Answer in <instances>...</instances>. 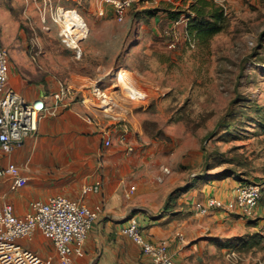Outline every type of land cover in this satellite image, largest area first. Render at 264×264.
Listing matches in <instances>:
<instances>
[{
  "label": "rangeland",
  "instance_id": "rangeland-1",
  "mask_svg": "<svg viewBox=\"0 0 264 264\" xmlns=\"http://www.w3.org/2000/svg\"><path fill=\"white\" fill-rule=\"evenodd\" d=\"M15 1L23 9V45L31 57L44 58L50 73L61 76L60 71H65L63 84L75 89L72 80L93 75V62L78 59L62 42V24L55 21V11L76 10L89 27L88 21L102 11L98 5L107 2ZM215 3L224 11L225 27L208 42L189 37L184 25L175 27L167 18L170 5L188 9L182 0H140L128 12L130 26L125 41L117 45L122 49L117 66L108 73L103 70L93 83H103L119 105L110 115L113 118L97 110L102 120L114 122L102 130L101 139L109 131L114 138L111 152L118 145L121 159L142 161L140 170L148 168L156 182L173 179L172 191L196 179L258 183L262 187L258 207L264 211V0ZM105 49L110 56L116 42L106 39ZM123 70L128 72V85L140 96L138 102L114 93V75ZM121 135L134 153L121 147ZM105 157L102 151L101 158ZM202 185L203 181H197L194 187ZM250 233L246 240L236 241L237 259L225 256L223 264H264V222ZM19 243L35 250L28 240Z\"/></svg>",
  "mask_w": 264,
  "mask_h": 264
},
{
  "label": "crops",
  "instance_id": "crops-1",
  "mask_svg": "<svg viewBox=\"0 0 264 264\" xmlns=\"http://www.w3.org/2000/svg\"><path fill=\"white\" fill-rule=\"evenodd\" d=\"M15 2L0 0V37L9 51L8 86L28 101L45 99L50 102L63 85L66 72L60 71L61 76L56 71L50 73L44 58L40 60L38 55L35 61L29 55L31 52L23 45V9ZM98 7L103 12L99 8L97 17L88 21L89 35L81 42L83 57L85 61L93 62L94 73L92 76L80 75L79 80L76 77L71 81L77 90L89 97L91 87L102 76V71L108 73L117 66L122 52L117 45L125 41L130 26L127 15L123 22L117 21L112 5L106 3ZM106 39L116 42V49L110 56L105 49ZM75 104L59 117L42 119L38 135L26 139L12 153H4L0 147V169L14 164L22 177L29 179L26 186L15 190L12 179H0V210L9 204L18 217L30 213L31 205L36 201L45 202L55 196L78 200L83 197L81 192L86 186L97 181L102 183L101 193L85 197L89 207L100 205L102 212L89 232L84 258L75 257L74 264H152L141 247L120 232L132 217L138 219L147 241L168 242L169 255L176 264H223L226 253L235 250L236 241L246 240L252 236L250 232L257 224H263L261 207L254 218L223 210H214L207 215L193 211L195 203H205L210 197L224 202L232 200L237 180L230 178L190 180V189L167 204L173 192L170 188L173 179L160 184L148 168L140 170L142 161L135 164L121 159L118 145L115 144L116 148L111 152L114 144L105 147L101 132L114 122L102 120L97 110L89 109L79 101ZM121 147L126 148V145ZM102 151L105 159L101 158ZM191 177L195 178V175ZM197 181H203L199 188L194 187ZM132 187L135 190L131 191ZM28 242L36 251L30 249L43 258L56 255L53 244L40 232Z\"/></svg>",
  "mask_w": 264,
  "mask_h": 264
},
{
  "label": "built area",
  "instance_id": "built-area-1",
  "mask_svg": "<svg viewBox=\"0 0 264 264\" xmlns=\"http://www.w3.org/2000/svg\"><path fill=\"white\" fill-rule=\"evenodd\" d=\"M104 1L112 5L117 21L123 22L128 12L140 0ZM72 13L77 11L57 8L55 21L62 24L60 31L62 42L68 48H72L76 57L81 59L83 57L81 42L88 37L89 33L85 36L74 34L76 27L69 24V14ZM187 22L188 18L182 16L174 22V26H185ZM36 58L35 55L33 59L37 61ZM9 73V51L3 46L0 37V147L4 153H12L16 148L21 147L26 139L36 137L42 119L58 115L61 109H69L75 102L79 101L89 109L99 110L106 116H110L115 107L119 106L103 83L91 88L90 97L84 96L81 91L66 83L53 94L50 102L45 99L28 101L8 86ZM114 79V93L117 91L121 98L138 102L133 94L127 93L128 87L125 88L120 83L119 72L116 71ZM113 116L110 117L113 118ZM103 141L105 147H111L114 144V138L109 131L103 132ZM118 142L126 145L128 154L134 153L135 148L126 142L125 135L119 136ZM164 170L166 173L170 172L166 168ZM0 179H12L13 190L26 186L29 181L28 178L22 177L20 169L14 164L0 169ZM158 181L162 182V178H158ZM101 190L102 183L97 181L93 185L86 186L81 194L86 197L99 194ZM130 190H135V187ZM261 198V185L240 180L236 181L235 196L232 200L224 202L216 197H210L205 203H195L193 211L207 215L214 210H223L250 218L255 214ZM31 209L32 211L24 217L16 216L14 208L9 204H5L0 210V264H74L75 257L84 258V246L89 232L102 212L100 205L91 208L82 199L55 196L45 202H34ZM36 232H40L53 244L56 253L54 257L43 258L37 252L19 243L20 240L31 241ZM120 232L140 246L143 254L150 257L152 264H176L169 255L168 242L147 241L135 217H132L128 224L120 229ZM225 256L228 259H237L233 250L227 252Z\"/></svg>",
  "mask_w": 264,
  "mask_h": 264
},
{
  "label": "trees",
  "instance_id": "trees-1",
  "mask_svg": "<svg viewBox=\"0 0 264 264\" xmlns=\"http://www.w3.org/2000/svg\"><path fill=\"white\" fill-rule=\"evenodd\" d=\"M188 5V9L183 11L179 8L170 5L171 9H167L168 17L174 23L182 16L188 18L185 25V32L190 37L210 41L215 35L223 31L225 27V17L223 9L215 3V0H182ZM177 9L178 11L174 10ZM264 124V123H263ZM190 186L176 189L173 191L168 199V203L173 202L181 194L187 192Z\"/></svg>",
  "mask_w": 264,
  "mask_h": 264
},
{
  "label": "bare ground",
  "instance_id": "bare-ground-1",
  "mask_svg": "<svg viewBox=\"0 0 264 264\" xmlns=\"http://www.w3.org/2000/svg\"><path fill=\"white\" fill-rule=\"evenodd\" d=\"M69 24H73L76 27V30L74 32L75 35L81 34L82 36H85L86 34L89 33V28L86 24V22L84 21V19L79 15V13H72L69 14ZM128 75V72L123 70L122 73H120V83L122 85H124V87H128L127 88V93H130V95H134V97H136V99H140V96L136 93V91L134 92V90L131 88L130 86L127 85V79L126 76ZM133 90V91H132Z\"/></svg>",
  "mask_w": 264,
  "mask_h": 264
}]
</instances>
